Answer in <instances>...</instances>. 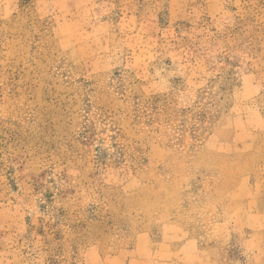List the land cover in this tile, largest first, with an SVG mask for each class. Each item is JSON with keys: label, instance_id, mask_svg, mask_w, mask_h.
I'll list each match as a JSON object with an SVG mask.
<instances>
[{"label": "rangeland", "instance_id": "rangeland-1", "mask_svg": "<svg viewBox=\"0 0 264 264\" xmlns=\"http://www.w3.org/2000/svg\"><path fill=\"white\" fill-rule=\"evenodd\" d=\"M0 264H264V0H0Z\"/></svg>", "mask_w": 264, "mask_h": 264}]
</instances>
